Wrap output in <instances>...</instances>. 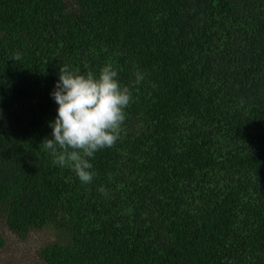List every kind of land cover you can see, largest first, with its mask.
Wrapping results in <instances>:
<instances>
[{
  "label": "trees",
  "instance_id": "16d2710c",
  "mask_svg": "<svg viewBox=\"0 0 264 264\" xmlns=\"http://www.w3.org/2000/svg\"><path fill=\"white\" fill-rule=\"evenodd\" d=\"M70 4L0 0V251L7 230L51 236L44 264H264V0ZM106 64L145 78L85 184L43 143L50 93Z\"/></svg>",
  "mask_w": 264,
  "mask_h": 264
},
{
  "label": "clouds",
  "instance_id": "9594fccd",
  "mask_svg": "<svg viewBox=\"0 0 264 264\" xmlns=\"http://www.w3.org/2000/svg\"><path fill=\"white\" fill-rule=\"evenodd\" d=\"M12 58L19 61L22 53L15 52ZM144 78L143 73H135L129 86L121 84L112 64L104 65L98 73H78L71 65L60 66L50 93L57 105L49 124L51 139L43 142L55 163L72 169L81 182L90 183L94 176L92 160L118 141L126 110L134 102L132 89Z\"/></svg>",
  "mask_w": 264,
  "mask_h": 264
},
{
  "label": "rangeland",
  "instance_id": "374dc122",
  "mask_svg": "<svg viewBox=\"0 0 264 264\" xmlns=\"http://www.w3.org/2000/svg\"><path fill=\"white\" fill-rule=\"evenodd\" d=\"M69 4L73 0H66ZM71 5V4H70ZM6 245L0 251V264H44L38 257L39 248L49 239L45 232L29 234L24 240L4 230Z\"/></svg>",
  "mask_w": 264,
  "mask_h": 264
}]
</instances>
